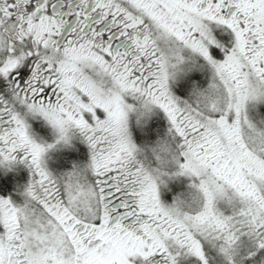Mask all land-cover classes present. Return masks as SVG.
<instances>
[{
	"label": "snow or ice",
	"instance_id": "obj_1",
	"mask_svg": "<svg viewBox=\"0 0 264 264\" xmlns=\"http://www.w3.org/2000/svg\"><path fill=\"white\" fill-rule=\"evenodd\" d=\"M0 264H264V0H0Z\"/></svg>",
	"mask_w": 264,
	"mask_h": 264
}]
</instances>
